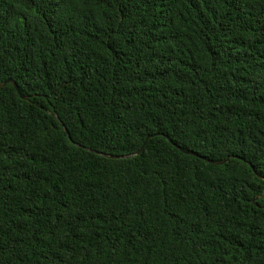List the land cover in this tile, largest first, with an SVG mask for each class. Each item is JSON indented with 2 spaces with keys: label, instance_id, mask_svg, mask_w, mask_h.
I'll return each mask as SVG.
<instances>
[{
  "label": "trees",
  "instance_id": "16d2710c",
  "mask_svg": "<svg viewBox=\"0 0 264 264\" xmlns=\"http://www.w3.org/2000/svg\"><path fill=\"white\" fill-rule=\"evenodd\" d=\"M9 79L0 264H264V0H0Z\"/></svg>",
  "mask_w": 264,
  "mask_h": 264
},
{
  "label": "water",
  "instance_id": "95a60500",
  "mask_svg": "<svg viewBox=\"0 0 264 264\" xmlns=\"http://www.w3.org/2000/svg\"><path fill=\"white\" fill-rule=\"evenodd\" d=\"M7 84H10V85L13 86V88L15 89V91L17 92V94L19 95V97H20L22 100H26V97H24V96L21 95V93H20V91H19V88H18L17 84H16L13 80H10V79H9V80L4 81L3 83L0 84V88L6 86ZM66 134H67V136L69 137V134H68L67 131H66ZM153 136H154V135H148V136H146V138L144 139L143 143L141 144L140 148H139L138 151L135 153V155H139V154L143 151L145 145L147 144V141H148L150 138H152ZM164 137H165V138H166V139H167V140H168L173 146L179 148L177 145H175V144L170 140L169 137H167V136H164ZM188 154H190V155H194L193 153H188ZM227 160H228V158H226L224 161H221V162H211V163H215V164H217V165H223L224 163L227 162ZM253 202H254V200H253Z\"/></svg>",
  "mask_w": 264,
  "mask_h": 264
}]
</instances>
